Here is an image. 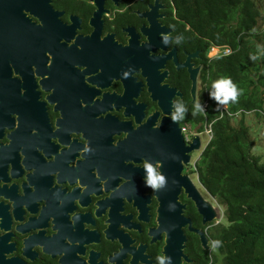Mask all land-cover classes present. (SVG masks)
I'll return each mask as SVG.
<instances>
[{"label":"flooded vegetation","instance_id":"1","mask_svg":"<svg viewBox=\"0 0 264 264\" xmlns=\"http://www.w3.org/2000/svg\"><path fill=\"white\" fill-rule=\"evenodd\" d=\"M206 58L173 0H0V264L220 263L183 184L184 248L154 235L164 172L215 205L175 143L204 136Z\"/></svg>","mask_w":264,"mask_h":264},{"label":"trees","instance_id":"2","mask_svg":"<svg viewBox=\"0 0 264 264\" xmlns=\"http://www.w3.org/2000/svg\"><path fill=\"white\" fill-rule=\"evenodd\" d=\"M173 3L198 35L204 53L210 46L231 50L229 55L205 59L207 87L201 92V102L208 104L200 121L212 122V138L200 154L198 177L203 191L224 213V225L214 236L222 259L213 264H264V159L253 153L244 115L235 116L239 110L264 112L263 12L254 0ZM231 86L238 98L226 103L232 114L219 118L220 97Z\"/></svg>","mask_w":264,"mask_h":264},{"label":"water","instance_id":"3","mask_svg":"<svg viewBox=\"0 0 264 264\" xmlns=\"http://www.w3.org/2000/svg\"><path fill=\"white\" fill-rule=\"evenodd\" d=\"M182 66L183 67L187 66V61ZM189 77L192 81V88H193L192 95H194L196 71L194 73L193 70H189ZM176 139L179 143L176 140L175 143L179 144V152L183 154L181 155V157L184 158L185 163H187L189 160V156L187 155V153H191L201 149V143L199 141L198 136H194L191 143L184 148L182 147V142L178 135ZM177 171L179 172V170ZM163 174L165 175V178L167 180V186H166V182H164L161 185V182L159 181V186L156 189L157 191H159V193L163 195V197H161V200H159L160 204H159L158 217H157V229L155 230L154 235L155 233L159 234L163 231H166L167 247L165 248L183 249L185 246L186 238L183 234L182 228L190 224V221L188 220V218L183 216V210L185 208L184 205H179L177 203L176 197L177 194L179 193L180 185L183 184L185 193L188 195L189 198L193 199L198 213L203 217V223L207 221L220 219L221 216L220 210L218 206L210 207L209 203L204 202L200 196V193L194 188V186H192V184L188 181L186 177H179L178 187H174V186L171 187L173 183L169 178H167V177L171 178V176L168 174H173L176 177H178V174H175L173 172H164ZM189 230L196 233L200 238L201 246L204 249H208L206 243L207 240L204 234L199 230L191 229L190 226H189ZM157 237H159V235Z\"/></svg>","mask_w":264,"mask_h":264},{"label":"clouds","instance_id":"4","mask_svg":"<svg viewBox=\"0 0 264 264\" xmlns=\"http://www.w3.org/2000/svg\"><path fill=\"white\" fill-rule=\"evenodd\" d=\"M225 49H228V50L230 51V48H228V47L210 46V47L208 48V51L206 52V54H208V58H213V57H218V56H226V54H225V55L223 54V51H224ZM213 50H215L216 53H215L214 55L210 56V53H211ZM229 54H230V53H228L227 55H229ZM223 83H227V82H223ZM223 83L220 84V85H217V87H221V88H222V87H223ZM238 95H239V92H238V90L235 88V86H231V90L227 92L226 96H225V97H224V96L220 97V101H219V104H218L219 114H220V115H219V118L222 117L224 113H226L227 115H231V114H232V113L228 112V110H227L228 107H227V104H226V103H227L228 100H232L233 102H235L236 99L238 98ZM207 104H208V102L205 101V100H204V102H201L200 113H201V112L204 113L205 108L207 107ZM256 111H258V110H255V111L239 110L238 112L235 113V116H239L240 113H242V114L244 115L243 118H245L247 115H250V114H251V115H255L254 113H255ZM258 112H259V116H262V114L264 113L263 111H258ZM203 123L206 124L203 133H204V135L207 137V143H206V145H207V144L209 143V141L211 140V138H212V129H211V127H212V122H207L206 120H204ZM244 124H245V122H244ZM208 129L210 130V133H211V138H210V139H208V136H207V134H206V131H207ZM206 145H205V147H206ZM205 147H204V148H205ZM204 148H203V149H204ZM201 149H202V146H201ZM145 167H146V169L149 171L150 174L154 173L155 170H154L151 166H149V165H145ZM159 179H160V182H161V185H162V184L164 183V181H165V178H164L163 176H160ZM151 186H152L153 188H155V187H157L158 185H156L155 182H152ZM212 200H213V202H214V204H215L214 207H215V206H218V208H219V210H220V214H221V216L224 218V213H223V211H222V207L219 206L218 204H216L214 198H212Z\"/></svg>","mask_w":264,"mask_h":264},{"label":"rangeland","instance_id":"5","mask_svg":"<svg viewBox=\"0 0 264 264\" xmlns=\"http://www.w3.org/2000/svg\"><path fill=\"white\" fill-rule=\"evenodd\" d=\"M254 2L261 9V13L263 12V17H264V0H254ZM262 26L264 28V23L262 24ZM215 53L216 51L213 50L210 53V56L214 55ZM229 53H231V50L229 51ZM263 105H264V96H263ZM244 122L249 129V138L253 143V153H255V155L263 157L264 159V113L262 114V116H256L251 114L247 115L244 118ZM200 140H201L202 148H204L207 143V137L205 135L201 136ZM218 259L219 261H221L222 259V256L219 254H218Z\"/></svg>","mask_w":264,"mask_h":264},{"label":"built area","instance_id":"6","mask_svg":"<svg viewBox=\"0 0 264 264\" xmlns=\"http://www.w3.org/2000/svg\"><path fill=\"white\" fill-rule=\"evenodd\" d=\"M229 53V50L228 49H225L224 51H223V54L225 55H227ZM206 134H207V136H208V139H210L211 138V133H210V130L208 129L207 131H206Z\"/></svg>","mask_w":264,"mask_h":264}]
</instances>
